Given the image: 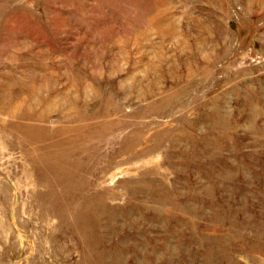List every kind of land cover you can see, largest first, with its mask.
Here are the masks:
<instances>
[{
	"label": "rangeland",
	"instance_id": "obj_1",
	"mask_svg": "<svg viewBox=\"0 0 264 264\" xmlns=\"http://www.w3.org/2000/svg\"><path fill=\"white\" fill-rule=\"evenodd\" d=\"M0 264H264V0H0Z\"/></svg>",
	"mask_w": 264,
	"mask_h": 264
}]
</instances>
